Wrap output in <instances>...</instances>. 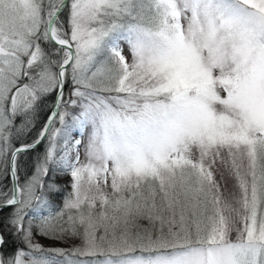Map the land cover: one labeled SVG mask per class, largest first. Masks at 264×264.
<instances>
[{"label": "snow or ice", "instance_id": "6c2138e0", "mask_svg": "<svg viewBox=\"0 0 264 264\" xmlns=\"http://www.w3.org/2000/svg\"><path fill=\"white\" fill-rule=\"evenodd\" d=\"M0 264H264V0H0Z\"/></svg>", "mask_w": 264, "mask_h": 264}, {"label": "trees", "instance_id": "16d2710c", "mask_svg": "<svg viewBox=\"0 0 264 264\" xmlns=\"http://www.w3.org/2000/svg\"><path fill=\"white\" fill-rule=\"evenodd\" d=\"M49 104L52 103L51 100L48 101ZM47 116V110H44L40 113L39 118L36 122V127L33 129V131L24 136V138H22L23 140H25V142L31 143L33 139H35L36 134L38 133V131L41 129V127L43 126V123L46 119ZM16 144V146H19V142H14ZM43 149V145H41L39 148H37L35 151H30V152H25L22 153L20 155L19 159V163L21 165L20 168V174L21 176H23L24 172H29L32 169V165L34 163V158L37 155V153H39L40 151H42ZM4 183H8L10 186L11 181H4ZM57 203H59L62 200V195L56 197ZM7 211V210H6ZM16 247V245L14 243L10 242V248L9 251H11L12 249H14Z\"/></svg>", "mask_w": 264, "mask_h": 264}, {"label": "rangeland", "instance_id": "374dc122", "mask_svg": "<svg viewBox=\"0 0 264 264\" xmlns=\"http://www.w3.org/2000/svg\"><path fill=\"white\" fill-rule=\"evenodd\" d=\"M17 123H19V120H17ZM24 138V137H22ZM40 243H43V244H47L48 241L44 240V239H40ZM71 242H68V243H65V244H60L58 246H61V247H68L70 245Z\"/></svg>", "mask_w": 264, "mask_h": 264}]
</instances>
